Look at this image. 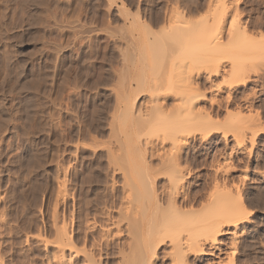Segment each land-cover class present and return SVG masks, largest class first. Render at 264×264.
I'll return each instance as SVG.
<instances>
[{
	"label": "rangeland",
	"instance_id": "1",
	"mask_svg": "<svg viewBox=\"0 0 264 264\" xmlns=\"http://www.w3.org/2000/svg\"><path fill=\"white\" fill-rule=\"evenodd\" d=\"M260 35L264 0H0V264H56L61 252L62 264L138 263L141 173L167 204L160 145L147 144L167 119L153 81L193 95L186 78L222 62L198 104L220 133L189 138L177 206L226 219L241 193L236 216L250 224L189 264H264V72L228 98L231 65L253 75L264 62L250 39Z\"/></svg>",
	"mask_w": 264,
	"mask_h": 264
},
{
	"label": "bare ground",
	"instance_id": "2",
	"mask_svg": "<svg viewBox=\"0 0 264 264\" xmlns=\"http://www.w3.org/2000/svg\"><path fill=\"white\" fill-rule=\"evenodd\" d=\"M212 29H213V27H212ZM212 31L210 30V33ZM239 32L240 31H238V33ZM242 32H243V37H241V36L240 37L243 39L246 38L248 40L249 39L248 36L247 37L244 36V35L249 34L247 29L244 28ZM231 34H233V33H231ZM190 35H192V34H190ZM250 39H252V41L256 44L257 54L259 55L260 58H262L263 57L262 55H264V36L260 35L259 38L255 39V40L253 39V37H251ZM248 42H249V40H248ZM262 59H264V57ZM219 62H220V60H219ZM215 63H211V65H208V66L211 67L212 64H215ZM223 64H224L223 62L218 63L215 65V67L212 66V68L213 67L214 68L211 70L207 69V71H205V72L197 71V73H195V75H191V77H188V79L186 78V82L184 83V88L193 91L195 93L193 95H189L188 94L189 91H188V93H186V90L185 91L182 90V92L177 91V88L174 86V83H172L170 81V79L169 80L165 79V81L162 79H161L162 81L161 80L159 81V79L156 81L155 80L153 81V83H154L153 85L155 88L154 91L156 93H158L155 96L156 99L158 100L157 101V109L159 111L158 114L161 113V116L166 115L167 121L165 120L163 122L164 124L161 123L163 125L162 131L158 130V131H160V135L158 134L159 133L158 132L157 133L158 135L155 136L156 137L155 140L154 139L150 140V141H148L147 144H149V145L151 144V146H154V145L159 146L160 145V148L157 146L159 148V149L158 148L156 149L157 154L154 152L153 153L156 155V159L160 161L161 167L164 166L162 168V169H164L163 172L161 174H158V175H160V177L159 176L158 177L163 179L165 182L163 184V186L162 185L161 186H162L163 194H165V196L167 198V204H166V209H164V210L161 209V206L159 204H157V202H156L157 200L155 201V195L153 193L152 186H153L155 179L149 178L146 173H143V175H142V173L140 171L141 176L144 177L146 175L145 176L146 178L144 177V180H142L141 177L140 178L142 180L141 188H142L143 192L144 191H147V192L146 193L144 192L145 193L144 198L140 199L141 200V201H139L140 205L137 204L141 208V210L143 209L142 213H144V214H142L141 216H143V215H145V216H144L143 223L141 224L140 229L138 231L140 233V236H141V237L139 236V238L142 239L141 240L142 242H140L141 244L138 242V244L140 245V250H139V246L136 245V246H138L137 251L139 252V254H138V252L136 251L138 254V255H136V256H138V260H137L138 263H136V264H155V262L157 260V252L161 247H164V246L169 248L168 251L166 253H164L165 254L164 255V261L167 260L168 261L167 264H189L190 263L189 262L190 256H199V257L200 256L201 257L211 256V257H214L215 251L220 252L219 247L223 243V241L221 240V237L228 234V232H226V230H227L226 228H228V227L233 228L234 231H237L238 229H240L241 226H244V224L246 225V223L248 222V221L246 223L242 222V221L239 222V220H240V218L238 217L239 214L241 215V213H244L247 211L246 206L242 202L241 193H239L237 195V198H236L237 202L239 201L238 203L241 204V206H240L241 207L240 209H242L241 212H240V209H238L239 210V212L237 211L238 214L235 213V210L237 208L236 209L233 208L234 207L233 203L229 200L230 202L228 204L226 202V204H225V206L227 208L225 211L226 215L224 218H226V219H223V217L221 216L222 218L217 217V219H207V220H206V218H204V221H201V220H199V219H202L200 217H199V219H196L194 217L190 218L189 216L186 215V212H184V213L181 212L180 210H182V209H180V207L177 206V200H179V198L182 199V197H184L186 195L185 190H184V184L186 183V178H187L185 176L186 169L182 168L180 165H181L182 157L185 154V152L189 146V143H188V141L190 140L189 138L191 136L197 134L201 138L205 139L207 137L212 136L213 134L215 135V133H218V132L220 133V131H218L217 128L215 129V127L211 126L212 125V115L210 113L211 111L209 112L208 109H207V111L206 110H200L198 107V104L200 102H203L206 100L205 95L202 93H199L200 83L211 84L213 82L212 78L220 75L221 71H224L223 70V68H224ZM210 67H208V68L210 69ZM230 68L232 70L231 76L233 79H229L231 81V82L229 81L231 84L229 83L230 88L228 89V98L232 95V92L234 91L235 88L246 87L247 85L255 82L254 77L258 78L264 72V62H261V64H259V66H257L258 69H257V71H253L254 72L253 75L248 72V71L251 72V70L244 69V68H242V66L239 67L238 65L237 66L231 65ZM191 91H190V93H191ZM138 119L139 118H137L136 120H138ZM162 120L163 119H161V121ZM143 123H145V121ZM138 132L136 131V134ZM237 144H238V142H237ZM144 145H145V143H144ZM166 146L168 147L167 149H166ZM153 153H150V154L152 155ZM155 155H152V156H155ZM152 156H151V158H152ZM143 162H141V163H143ZM139 170H141V169H139ZM145 170H143V171H145ZM261 177L264 180V175H262ZM217 187L219 188V185ZM137 195H138V193H137ZM163 208H165V207H163ZM159 212H160V214L161 213L162 214L160 215ZM188 213L189 212H187V214ZM158 214H159V216H158ZM236 215H238V216H236ZM122 217L123 216L121 215V218ZM240 217L242 218L244 216H240ZM119 221H121V219ZM139 221H140V219H139ZM128 224H129V222H128ZM132 227H134V225ZM197 229H199V231H200L199 234L194 233V230H197ZM131 230H132V228H131ZM131 230H130V232H131ZM138 234L135 235L136 238H137ZM60 236H62L63 238L68 237V236H66L65 232H63V231L61 232ZM128 236H129V234H128ZM61 240H62V238H61ZM131 240H132V238H131ZM65 242H67L68 245L72 244V243L70 244V241H65ZM234 242H236V241H234ZM232 245H231V247H232ZM62 248L60 247V249H62ZM130 248H131V246H130ZM206 248H208L209 252L208 251L206 252V250H205ZM232 248H230V249H232ZM232 250L234 251V249H232ZM133 252H132V254H131V252L129 254L131 256H133V254H134ZM230 254H232V253L230 252ZM63 257H64V255H62V252L60 254L59 253L56 254V256H54V261L56 262V264H62L64 262V258H65V257L64 258ZM217 264H223V262L220 261V258H218ZM227 264H233V261L230 260Z\"/></svg>",
	"mask_w": 264,
	"mask_h": 264
}]
</instances>
